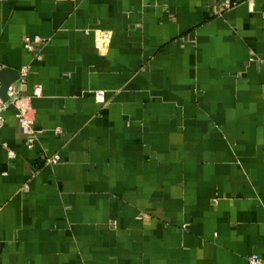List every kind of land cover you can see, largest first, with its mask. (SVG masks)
Instances as JSON below:
<instances>
[{
	"label": "crops",
	"instance_id": "crops-1",
	"mask_svg": "<svg viewBox=\"0 0 264 264\" xmlns=\"http://www.w3.org/2000/svg\"><path fill=\"white\" fill-rule=\"evenodd\" d=\"M11 84L0 264L264 257V0H0Z\"/></svg>",
	"mask_w": 264,
	"mask_h": 264
},
{
	"label": "built area",
	"instance_id": "built-area-1",
	"mask_svg": "<svg viewBox=\"0 0 264 264\" xmlns=\"http://www.w3.org/2000/svg\"><path fill=\"white\" fill-rule=\"evenodd\" d=\"M41 38L39 36L36 37H27L25 40V47L33 51L34 50V42H39ZM27 76V69L22 70V77L25 78ZM40 93V87H36L34 94L37 95ZM8 101H4L2 96L0 95V130L5 124L4 110L10 104L13 105L17 109V118L19 120L21 131L24 134L27 142V146L29 148L34 147V143L36 140V131L34 129L35 116L32 111L31 105L28 101L29 97H25L21 94L20 86L17 84H11L7 88ZM6 146V144H4ZM14 155V154H12ZM60 156L58 154L48 157L47 162L50 164H55L59 162ZM249 264H264V257L259 256L258 254H252L249 257Z\"/></svg>",
	"mask_w": 264,
	"mask_h": 264
},
{
	"label": "water",
	"instance_id": "water-1",
	"mask_svg": "<svg viewBox=\"0 0 264 264\" xmlns=\"http://www.w3.org/2000/svg\"><path fill=\"white\" fill-rule=\"evenodd\" d=\"M8 88V87H7ZM7 88H6V92H7Z\"/></svg>",
	"mask_w": 264,
	"mask_h": 264
}]
</instances>
